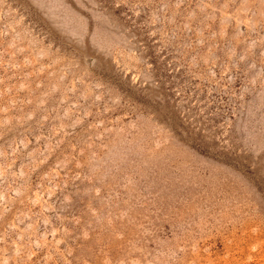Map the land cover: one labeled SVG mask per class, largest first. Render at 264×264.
Segmentation results:
<instances>
[{
    "label": "rangeland",
    "instance_id": "rangeland-1",
    "mask_svg": "<svg viewBox=\"0 0 264 264\" xmlns=\"http://www.w3.org/2000/svg\"><path fill=\"white\" fill-rule=\"evenodd\" d=\"M0 264H264V0H0Z\"/></svg>",
    "mask_w": 264,
    "mask_h": 264
}]
</instances>
